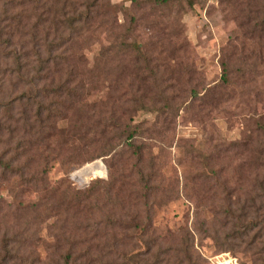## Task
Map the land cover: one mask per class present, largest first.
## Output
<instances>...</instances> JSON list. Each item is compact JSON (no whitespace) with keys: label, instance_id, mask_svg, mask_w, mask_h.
Instances as JSON below:
<instances>
[{"label":"rangeland","instance_id":"obj_1","mask_svg":"<svg viewBox=\"0 0 264 264\" xmlns=\"http://www.w3.org/2000/svg\"><path fill=\"white\" fill-rule=\"evenodd\" d=\"M110 2L119 23L129 28L134 24L125 41L140 48L115 47L106 53L120 39L103 30L82 51L87 61L79 67L82 100L67 101L69 111L56 110L59 125L66 122L64 116L73 119L70 127L76 136L69 143L80 160L67 172L64 163L55 159V140L45 141L48 147H40L37 153L48 157V181H68L72 188L83 189L115 170L127 175L130 183L136 182L129 188L136 194L141 192L140 169L144 177L151 174V184L157 186L151 193L156 199L150 212L153 232L128 241L156 240L163 248L188 244L191 264H261L262 217L254 219L252 230L243 235L237 228V211L233 216L226 213L237 209L236 197L243 200L256 193L263 198L264 213V189H255L251 165L256 149L264 150V0ZM121 33L114 32L115 36ZM181 42L188 45L176 51L175 59L160 52L161 44L173 47ZM139 53L150 55L151 65ZM131 126L135 135L119 139ZM130 143L141 146L140 161ZM11 146L1 142L0 151ZM101 150L107 154L100 155ZM95 162L102 168L78 175ZM19 180L0 179V245L6 239L14 254L20 246L14 233L32 216L26 209L20 213L17 209L40 197L31 188L19 192L24 189ZM24 235L35 264H51L67 248L51 218L31 225Z\"/></svg>","mask_w":264,"mask_h":264},{"label":"trees","instance_id":"obj_2","mask_svg":"<svg viewBox=\"0 0 264 264\" xmlns=\"http://www.w3.org/2000/svg\"><path fill=\"white\" fill-rule=\"evenodd\" d=\"M160 1L166 4L181 0ZM114 10L110 0H0V143L12 145L0 151V179L17 177L24 188L19 192L31 188L40 193L37 202L17 209L18 213L26 209L32 216L14 233L20 245L15 251L18 255L8 249L6 239L1 242L0 264H35L31 245H25L24 233L45 217L53 219V228L56 226L62 232L67 245L65 252L53 258L51 264H170L171 260H174L172 264H191L188 244L185 248L172 245L163 248L156 240L154 243L153 240H138L139 244L128 241L136 237L143 239L149 236V230L152 231L150 212L156 199L151 193L157 186L151 184V174L144 177L142 171L137 170L141 192L136 194L129 189L136 182L130 183L127 175H119L115 170L109 172L107 179H94L83 189H76L68 181L50 184L48 157L37 153L40 147H48L45 141L55 140V159L64 163L67 172L78 164V151L69 143L76 136L75 129L70 127L73 119L64 116L66 122L59 125L56 110L69 111L68 103L82 100L84 84L79 67L87 63L82 51L88 49V43L103 30L116 41L120 39L111 44L106 53L115 47L122 51L131 46L140 48L125 41L134 24L129 28L127 23H119ZM116 31L122 33L115 36ZM187 45L186 42L173 47L161 44L160 52L175 59L176 51ZM140 53L146 65H151L153 59L148 52ZM150 70L156 75L153 68ZM223 71L222 80L226 82L225 68ZM16 90L19 95L15 94ZM16 103L21 106L20 110L16 109ZM134 135L131 126L119 135V139ZM128 145L133 147L140 161L141 146ZM256 152L257 157L255 154L251 165L254 186L259 192L264 189V150L257 148ZM100 153L103 156L107 151ZM257 195L246 196L243 200L236 197L237 209L226 213L233 216L237 211V228L243 235L252 230L254 219L262 217L264 220L260 203L263 198ZM44 204L45 213H41ZM138 207L145 208V212ZM209 224L210 221L206 223L208 227ZM260 260L264 264V255Z\"/></svg>","mask_w":264,"mask_h":264},{"label":"bare ground","instance_id":"obj_3","mask_svg":"<svg viewBox=\"0 0 264 264\" xmlns=\"http://www.w3.org/2000/svg\"><path fill=\"white\" fill-rule=\"evenodd\" d=\"M102 168V165L99 162H95L93 164H90L88 166H84L83 168H81L78 172L79 176H85L88 173L94 171V170H99Z\"/></svg>","mask_w":264,"mask_h":264}]
</instances>
